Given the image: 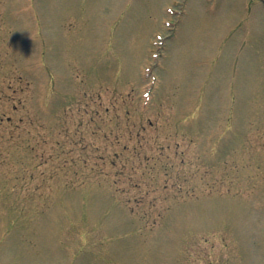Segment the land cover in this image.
<instances>
[{
  "label": "rangeland",
  "instance_id": "rangeland-1",
  "mask_svg": "<svg viewBox=\"0 0 264 264\" xmlns=\"http://www.w3.org/2000/svg\"><path fill=\"white\" fill-rule=\"evenodd\" d=\"M0 264H264V0H0Z\"/></svg>",
  "mask_w": 264,
  "mask_h": 264
}]
</instances>
